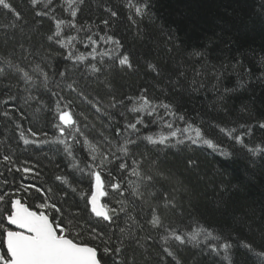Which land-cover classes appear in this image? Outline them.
Here are the masks:
<instances>
[{
    "label": "trees",
    "instance_id": "obj_1",
    "mask_svg": "<svg viewBox=\"0 0 264 264\" xmlns=\"http://www.w3.org/2000/svg\"><path fill=\"white\" fill-rule=\"evenodd\" d=\"M125 2L83 0L82 5H76L82 12L73 18L78 27L65 31L67 35L77 37L76 48L85 54L90 49L79 43L84 39L79 26H84L85 30L91 26L93 33L103 29L100 35L114 34L131 54V69L113 64L107 58L100 63L99 57L74 66L75 62L66 58L69 49H61L47 40L46 37L55 31L53 15L69 19L67 11L61 14L58 10L60 4L67 8L64 0L53 3L48 10L49 16L43 18L34 14L30 0H11L21 13L19 20L0 8V59L23 67L34 76L39 65L56 82L61 78L53 73L67 69L79 82L78 91L105 107L113 97L120 100L147 89L151 98L175 101L180 113L189 121L194 120L197 124L202 120L211 121L213 126L206 138L219 141L220 150L204 144H178L171 148L140 144L135 150L137 159L143 161L140 171L143 175L151 174L154 181L149 184L131 177L139 186L142 199L122 197L109 190L102 203L119 207L123 202L128 211L127 216L121 214L109 228L108 222L93 216L86 200L80 197L83 191L87 194V178L78 179L79 174L68 173L71 169L66 168L62 145H25L19 139L16 125H20L26 135L31 127L33 131L48 132L49 138L52 137L49 127L52 115L48 108L54 110V103L48 102L49 99L54 102L56 97L42 94L41 90L32 94L41 96L48 108L35 101L26 104L27 85L13 68L0 75V100L9 95L18 97L16 103L7 108L0 105V113L9 111L11 117L0 116V155L8 154L6 149L10 148L14 160L37 165L40 177L33 180L29 174L24 182L48 188L47 199L61 206V214L70 230L87 236L92 234V225H95V231H107L108 236L125 250L117 257H106L107 264H112L113 259L117 264L125 260L127 264H160V261L163 264H228L222 253L212 252L204 246L203 237L200 244L181 243L172 238L165 242L162 239L165 230L158 231L147 223L151 219L150 208H157L165 225H173L178 232L186 233L189 225L194 229L199 223L210 225L214 235L231 234L233 247L228 254L231 264H261L255 252L243 247V242H252L256 251H260L259 245L264 243V155H251L215 125L232 128L238 124L264 122V0H147L150 4L147 14L135 17V23L128 19L130 13L123 7ZM110 8L118 12L116 17L110 16ZM36 10H45L43 4ZM103 20L109 21L107 29L101 23ZM107 47L101 45L98 51L107 50ZM193 52L203 55L197 57L191 55ZM90 62L101 68V72H91ZM148 63L156 65L157 71L148 69ZM50 87L60 91L55 83L50 82ZM61 94L72 100L99 132L109 135L106 126L112 125L104 120L102 113L88 108L67 88ZM108 111L114 114L115 126L124 122L119 115L124 109ZM177 126L182 127L183 122H177ZM161 128L159 124L150 125L154 132ZM254 132L250 139L246 138L249 146L264 140V129L256 127ZM77 148L79 156L86 158V149L79 145ZM222 152L228 155H222ZM140 153L144 154L142 158ZM0 173L15 183L23 176L22 173L6 172L3 164H0ZM65 174L71 177L68 186L54 180L55 176ZM44 180L45 184L42 183ZM165 198L172 202L167 207L164 206ZM88 219H91V225L86 222ZM119 228H125L127 234L122 236ZM121 236L122 244L116 240ZM163 248H169L173 256L164 257Z\"/></svg>",
    "mask_w": 264,
    "mask_h": 264
},
{
    "label": "snow or ice",
    "instance_id": "obj_2",
    "mask_svg": "<svg viewBox=\"0 0 264 264\" xmlns=\"http://www.w3.org/2000/svg\"><path fill=\"white\" fill-rule=\"evenodd\" d=\"M58 0H30L33 6L34 14L39 17H48L53 3ZM67 4L65 9L63 4L59 5L61 14L68 12L69 19H60L53 15L51 20L54 21L55 31L46 38L48 41L59 45L61 49H69L66 58L74 61V66L84 61L97 60L104 63V58L113 64L121 67L133 68L131 54L125 49L121 40L114 34L100 35L99 31L93 33L91 26L85 30L84 26H79V30L84 32V39L79 43L84 44L90 49L87 54L79 52L76 48L77 37L67 35L68 31L78 27L75 19L82 8H77L79 3L82 5L83 0H64ZM43 4L45 10L37 11L36 9ZM130 13L128 19L135 23V17L147 14L150 4L147 0H126L123 5ZM0 8L6 10L9 16L16 20L21 18V13L16 10L11 0H0ZM111 17L118 15L117 11L108 9ZM104 28L109 27V21H101ZM14 26V25H13ZM101 45H107V50L98 51ZM191 55L202 56L201 52H193ZM6 65V67L4 66ZM47 67V66H46ZM91 72L100 73L101 68L95 63H89ZM18 77L27 85L25 92V103L35 101L48 108V104L41 96L33 95V92L41 91L55 96L54 102L49 99V104L54 103V110L48 108L52 115L49 127L52 130V137L49 138L48 132L33 131L31 127L25 130L16 125L19 129V139L25 145L31 144H50L56 143L62 145V151L66 162V168L71 169L68 173H76L77 178H87L88 189L80 193L84 198L90 212L95 218L108 222L109 228L112 222L119 219L121 214L128 215L126 204L121 202L119 207L113 205L109 207L107 203H101L102 198L108 196L109 190L118 192L122 197L132 199H142L139 193V186L131 180V177H137L139 180L147 181L152 184L154 177L151 174L143 175L140 171L142 168V159H137L136 149L140 144L146 146H155L159 148L175 147L178 144H204L209 147L220 150V143L209 136V129L213 126L211 121L202 120L197 124L196 121H189L185 114H181L179 106L175 101L165 102L164 99L151 98L148 90L139 91L134 96L121 98L112 101L105 107L100 101L89 99L82 91H78L79 82L71 77L68 70L54 72L53 76H59V82L53 81L44 68L36 66L34 73L30 75L23 67L14 66L11 61L0 59V75H4L7 69H13ZM147 68L153 72L157 71V66L151 63ZM43 79H40V78ZM71 80V83L68 81ZM39 81V83H37ZM50 82L56 84L60 91H54L50 87ZM67 88L69 92L76 93L77 97L87 104V107L94 110L97 114H103L104 120L109 121L112 126H106V131L99 132L94 124L88 122L87 116L77 110V105L70 99H66L61 93ZM163 95V90H162ZM18 97L9 95L6 99L0 100V105L7 108L10 104H15ZM167 99V98H166ZM130 106V107H129ZM124 109L119 112L121 119L124 121L121 125L115 126V117L113 112L108 109ZM0 116L11 118L9 111H3ZM131 117V118H129ZM170 117L171 119H166ZM151 118V119H149ZM177 122H183V126H177ZM159 124L161 130L154 132L150 125ZM221 133H224L233 143L239 144L245 148L251 155H264V140L249 146L246 138H251L256 127L264 129V122L257 125L238 124L236 127L223 128L219 124L215 125ZM31 136L34 139H29ZM92 137V140L89 139ZM98 137V138H97ZM86 149L87 157L79 156V149ZM58 150L59 147H58ZM8 154L0 155V164L5 166L6 172L22 173L23 176L19 183L9 180L6 175L0 173V264H70L76 260L78 264H107L106 257H117L125 250L108 236L107 231L101 229L95 231V225H92V234L85 236L83 232H74L70 230V225L61 214V206L58 202L48 200V188L36 187L34 183H25L24 181L31 174L32 179H38L40 173L36 164H29L27 161L21 163L18 159H13L12 150L6 149ZM227 156V152H222ZM141 158L144 156L140 153ZM119 176V179H117ZM68 175H57L54 180L68 186L71 179ZM43 184L46 180L42 181ZM34 189V191H33ZM43 193V195H41ZM66 195V193H65ZM40 200L39 203H36ZM172 202L165 198L164 206L167 207ZM151 219L147 221L153 229L165 230L166 234L162 239L167 242L169 238L184 243L185 241L200 244L203 237V244L210 251L222 253L223 259L231 264L229 252L233 245L231 243V234L224 236L222 234L214 235L210 230L211 226H203L197 223L193 229L189 225V231L186 233L178 232L173 225H165L157 208L149 209ZM133 219V217H129ZM91 225V219L86 220ZM135 222V221H134ZM80 226V225H79ZM119 232L126 235L125 228H119ZM115 235V234H113ZM121 237H116L119 243H123ZM99 241V243H97ZM243 247L260 258L261 264H264V243L259 245L260 251H256L252 242H243ZM164 257H172L173 252L169 248H163ZM112 264H117L113 259ZM121 264H127L126 260ZM163 264V261H160Z\"/></svg>",
    "mask_w": 264,
    "mask_h": 264
},
{
    "label": "water",
    "instance_id": "obj_3",
    "mask_svg": "<svg viewBox=\"0 0 264 264\" xmlns=\"http://www.w3.org/2000/svg\"><path fill=\"white\" fill-rule=\"evenodd\" d=\"M101 203H102V200H101ZM70 264H78V262L76 260H73L70 262Z\"/></svg>",
    "mask_w": 264,
    "mask_h": 264
}]
</instances>
